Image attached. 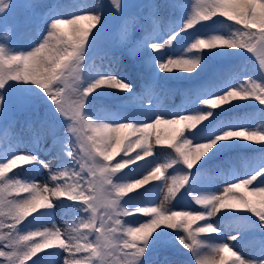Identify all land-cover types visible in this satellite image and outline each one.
Listing matches in <instances>:
<instances>
[{"label": "snow or ice", "instance_id": "obj_1", "mask_svg": "<svg viewBox=\"0 0 264 264\" xmlns=\"http://www.w3.org/2000/svg\"><path fill=\"white\" fill-rule=\"evenodd\" d=\"M166 16L176 19L165 31ZM215 17L239 27L229 24L225 35ZM0 28L31 36L24 47L0 43V264H155L153 253L168 247L186 249L194 264H264V107L257 117L222 119L245 106L238 102L264 106V0H0ZM245 53L258 62L254 75L210 71L212 61H248ZM128 60L147 70L139 92L125 78ZM161 73L200 82L172 89L158 83ZM177 92L182 103L169 109L164 99ZM121 93L129 110L93 111ZM18 112L31 114L14 131ZM160 126L171 134L157 133L153 145ZM247 148L259 158L237 174L240 162L227 154ZM42 171L50 183L22 178ZM151 181L162 183L139 194L145 204H132L129 194ZM241 188L258 205L237 195ZM189 196L204 210L168 206ZM57 201L72 217L64 230L53 219ZM138 214L148 219H124ZM229 220L235 234L222 227ZM245 243L250 258L237 251Z\"/></svg>", "mask_w": 264, "mask_h": 264}, {"label": "trees", "instance_id": "obj_2", "mask_svg": "<svg viewBox=\"0 0 264 264\" xmlns=\"http://www.w3.org/2000/svg\"><path fill=\"white\" fill-rule=\"evenodd\" d=\"M40 2L47 4V3L53 2V0H40ZM62 2L71 4V3L74 2V0H62ZM79 2H81V0H79ZM180 2L184 3V4H189L188 2H191V1H189V0H180ZM137 11H139V10H137ZM145 14H147V10H145ZM175 19H176V16H166L162 27L163 28H167L168 24L171 21L175 20ZM214 19L226 21L222 17H215ZM208 23L211 24V22H208ZM231 23H232V25H234V28L235 27H239L238 25H235L234 22H231ZM197 27H199V25ZM245 55L249 57L248 61L242 60V59L237 58V57H229V58H226V59H223V60H219V61H212V62H210V71H214L217 68H229V69L244 68V69H247V74L254 75L255 74L254 69H258L259 68L258 63H257V61H255L254 57H251L250 54L245 53ZM99 63L100 62L97 60L96 64L98 65ZM126 64H127V71L124 72V73L128 74L129 77L132 78V80H135L137 83H139V85L138 86L135 85L134 88L138 92L141 91L143 89L142 83L147 80V70L143 69L138 61L128 60V61H126ZM141 74H143V76H144V79H142V80H141ZM174 74L184 75L183 73H180L178 69L174 70ZM165 75H167V74H165V73H161L160 74L161 78L159 79L158 83L161 84V85H167L169 88H172V89H188V88H190V87H192L195 84L200 82V81H191L190 82V81H185V80H182V79L164 80L163 77ZM207 75L208 74L206 73L202 77V79H206ZM121 94H123V93H121ZM121 94H120V98L119 99L103 100V101L98 100L93 106V111H98L99 108H101L102 106L105 107V108H109L111 110H115L117 105H123L122 110H125V111L129 110V106L123 100V97L126 94H123V95H121ZM182 99H183V97L179 94V92H177L175 95H173L171 97L172 103L170 105H167L168 108L169 109H175L178 105H180L182 103ZM117 100H119V102ZM252 105H255L256 108L252 109V108H249L247 106L240 107V108L236 109L235 111L226 114V116L222 117V119L236 118V117H257L259 115L258 109L260 107H264V106L259 105L258 101H256ZM217 111H219V109H217ZM26 121L27 120L18 121L14 131H19L21 126L27 127ZM170 134H171L170 130L167 129L161 135V137L163 138V137H165L167 135H170ZM137 151H139V149H137ZM169 151L170 150H168L167 148H160L159 153H165L166 154ZM236 151L237 152L240 151L242 153V155L244 154L243 157L246 156L247 160H253V159H258L259 158V153H256V152L252 151V149H250V148L249 149L234 150V151L228 153L227 156L233 158L234 153H236ZM130 155L134 156L135 152L130 153ZM123 157H124V153L121 152L119 155H117L115 162L117 160H120ZM222 157H220V158H222ZM162 158L166 159L167 156L164 155V156H162ZM138 163L142 164L143 161H140ZM130 167L134 168V167H136V165H131ZM14 171H22V170L21 169H16ZM126 171H128V169L124 170V172H126ZM12 174L13 173H9V175H12ZM117 175L118 176L123 175V172L118 173ZM34 177L35 176H27V175L22 176V178H24V179H33ZM157 183H162V181H151L149 184L145 185L143 188L137 189L135 192L130 193L129 196L136 197V199L132 201V204H145L146 200L143 197H141L139 194L145 192L146 189L151 188L154 184H157ZM237 194L244 195L248 199L246 192L243 191V190L242 191H238ZM124 199L127 200L128 197H125ZM256 199H257L256 203L258 205L259 198L256 197ZM64 202L65 203H70L68 201H64ZM203 210H204L203 208L200 209V211H203ZM221 214H218V215H221ZM235 214L236 215H251L250 213H247V212H236ZM57 216H58V218L60 220H63L65 222L66 227H67V223L72 220V217L63 215L62 210L60 208V205H58ZM216 218L217 217H213V219H216ZM29 219H31V217H29ZM124 219L129 221V222H135V221H137L139 219L140 220H145V219H147V217H144V216L138 214L136 216L125 217ZM217 219H219V217ZM253 219H255V217H253ZM201 222L202 221H194V222H192L193 228H195ZM24 223H27V221H25ZM231 224H232V221H230V220L229 221H225V222H223L222 227L226 228L228 230V232L233 233L234 231H233V229L231 227ZM21 227H22V225H21ZM205 238H207V236H205ZM181 249H182V246H181ZM237 251L240 252L241 254H243V251H247V254L250 255V249H249V246H248L247 243L243 244L240 248L237 249ZM186 253H187L186 249H182L180 251H177L175 248L168 247V248L157 249L153 253V255L156 258L155 259V264H163V261H164L165 258H168L169 260H171L173 262V264H187V259L186 258H189L191 260H192V258L190 256V254H186ZM150 264H152L151 261H150Z\"/></svg>", "mask_w": 264, "mask_h": 264}, {"label": "rangeland", "instance_id": "obj_3", "mask_svg": "<svg viewBox=\"0 0 264 264\" xmlns=\"http://www.w3.org/2000/svg\"><path fill=\"white\" fill-rule=\"evenodd\" d=\"M189 1H191V2H188L189 4L193 2V0H189ZM84 2H89V0H81V3H84ZM128 2H131V3H143V2H145V0H128ZM116 24H117V18L116 17H113V18L109 19L108 24H107L108 30L110 32H113L114 29H115ZM229 24H231V27L234 28V25H232L231 22L224 21V24H223L221 30H222L223 34H225V35H227L229 33V31H230V29L228 27ZM162 30H165L166 31L167 28H163L162 27ZM113 38H115V37H113ZM30 39H31V36L28 35V34H24L23 32H21L19 34V36H16L15 33H12L11 35H7L6 36L5 35V31L2 28H0V43H8L9 41H11L12 44L15 45L17 43V41H18L19 42V45L21 47H24V46H27V44H28V42H29ZM176 44L177 43L174 41V45H176ZM166 50H168V49H166ZM124 75H125V78L133 85V87L135 85H137V86L139 85V83H137L135 80H132V78H130L128 74L124 73ZM141 80H142V78H141ZM145 82L146 81H144L142 83L143 86H144ZM121 95H123V94H121ZM117 101L119 102V100H117ZM255 102L256 101H254V100H249V101L238 102V103H241L242 105H245L246 106V105H252ZM164 103L166 105H170L172 103L171 98L170 99L165 98L164 99ZM234 103H236V102H234ZM245 106H242V107H245ZM100 109L101 108H99V110ZM30 114L31 113H29V112H18V113H16V120H17V122L18 121H21V120H27V118H28V116ZM166 130L167 129L164 126H160L157 129L152 130V143H153V145H154V141H155V135L157 133L160 134V135H162ZM185 134L187 135L188 132L186 131ZM253 147H256V146L253 145ZM247 149H249V148H247ZM21 150L23 151L24 149H21ZM159 150H160V148H157V147L154 146V152L159 153ZM243 155H242V153L240 151H238V152L236 151V153H234V156H233V159H235V160H237V161L240 162V166L236 169L237 174H242L243 171H244V169H243V161L244 160H247V157L246 156L243 157ZM41 157L44 158V159H48V157L44 156L43 154H41ZM116 157L112 161L113 164H115ZM226 158L227 157H222V158L219 157L218 160L215 161L214 163H219L220 160H223V159H226ZM209 169H210L211 174H213V175H215L216 172L219 171V169H216L212 165H209ZM171 171L172 170H170L169 172H171ZM33 179L36 182L40 183V184L50 183V181L48 180V173L46 171H42L40 174L35 175V177ZM214 183L216 185H219V186L222 187L223 184H224V181H223L222 178L217 177V179L214 181ZM250 188H251V186H249V190H250ZM242 190L246 192L247 197H248L249 200L254 201V202H257L256 201L257 200L256 197H252V196H249L248 195V190H245V189L241 188V189H238L237 192L238 191H242ZM181 192H183V189H181ZM237 195H239V194H237ZM160 199L162 200L163 199V196H161ZM177 199H179V194H178ZM156 204L159 205V201H157ZM58 205H59V201H57V207L52 210L53 211V219L55 220V223L57 224V226L60 227L61 230H64L66 228L65 222L63 220H60L58 218V216H57ZM168 206L169 207H172V206H175V207H192V208H196V209H199V210L201 209V207L199 205H196L195 204L194 200H192L190 196L189 197H185L184 200L181 203H179V204L177 203V200H172ZM202 223L203 222H201L200 224H202ZM224 230H225L226 234H235L234 232L233 233L228 232V230L226 228H224ZM199 238L206 239L204 235L200 236ZM228 242L230 244L233 243L231 241H228ZM242 255L245 256V257L250 258V255L247 254V251H243V254ZM186 259H187V264H194V262L191 259H189V258H186ZM60 264H63V261L62 260H61Z\"/></svg>", "mask_w": 264, "mask_h": 264}]
</instances>
